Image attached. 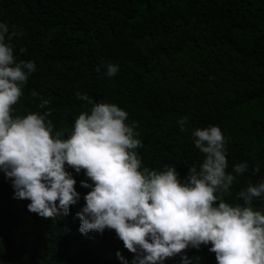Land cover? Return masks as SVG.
Instances as JSON below:
<instances>
[{"label":"trees","instance_id":"obj_1","mask_svg":"<svg viewBox=\"0 0 264 264\" xmlns=\"http://www.w3.org/2000/svg\"><path fill=\"white\" fill-rule=\"evenodd\" d=\"M0 22L19 33L11 40L17 59L37 66L14 116L39 111L30 97L36 90L67 138L85 110L78 91L115 103L137 125L142 166H175L182 179L204 158L194 131L219 126L227 171L249 163L225 201L242 203L236 193L264 180V0H0ZM108 63L120 66L114 77L95 71ZM67 170L80 198L56 220L30 212L31 201L17 198L0 170V264H133L114 230L81 233L77 213L91 189L81 185L84 170ZM253 206L264 212V199ZM210 248L190 246L163 264H186L184 256L187 264H218Z\"/></svg>","mask_w":264,"mask_h":264},{"label":"clouds","instance_id":"obj_2","mask_svg":"<svg viewBox=\"0 0 264 264\" xmlns=\"http://www.w3.org/2000/svg\"><path fill=\"white\" fill-rule=\"evenodd\" d=\"M17 35L0 22V170L12 179L16 197L31 201L30 212L53 220L67 216L80 198L67 167L84 170L88 178L81 185L91 191L77 213L79 230H114L135 254L133 264H163L190 246L209 244L218 264H264V212L253 206L254 199H264V180H249L236 193L242 203L225 201L249 163L227 171L226 139L219 126L194 131L195 147L204 158L188 167L182 179L175 166L166 164L163 171L142 166L137 125H129V113L115 103L97 102L78 91L85 110L67 138L65 130H54L50 100L36 90L30 97L39 111L14 116V106L37 71L35 61L14 55L11 40ZM102 68L108 77L120 71L115 63L95 71ZM179 123L183 130L185 122ZM260 168L256 163L251 174ZM117 256L124 260L122 253ZM182 258L187 264L188 258Z\"/></svg>","mask_w":264,"mask_h":264}]
</instances>
